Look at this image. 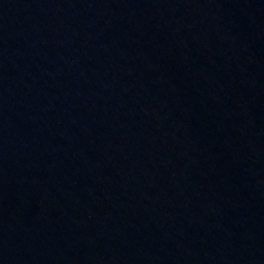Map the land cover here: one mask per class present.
Instances as JSON below:
<instances>
[{
  "label": "water",
  "instance_id": "1",
  "mask_svg": "<svg viewBox=\"0 0 264 264\" xmlns=\"http://www.w3.org/2000/svg\"><path fill=\"white\" fill-rule=\"evenodd\" d=\"M0 264H264V0H0Z\"/></svg>",
  "mask_w": 264,
  "mask_h": 264
}]
</instances>
